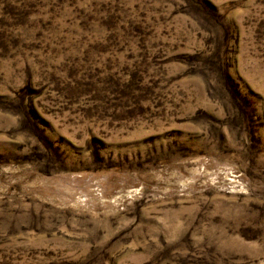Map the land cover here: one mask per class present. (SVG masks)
I'll return each instance as SVG.
<instances>
[{
    "label": "rangeland",
    "instance_id": "obj_1",
    "mask_svg": "<svg viewBox=\"0 0 264 264\" xmlns=\"http://www.w3.org/2000/svg\"><path fill=\"white\" fill-rule=\"evenodd\" d=\"M0 264H264V0H0Z\"/></svg>",
    "mask_w": 264,
    "mask_h": 264
}]
</instances>
